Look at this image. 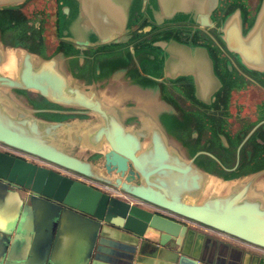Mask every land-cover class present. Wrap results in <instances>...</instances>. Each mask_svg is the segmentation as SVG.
Wrapping results in <instances>:
<instances>
[{"label":"water","instance_id":"1","mask_svg":"<svg viewBox=\"0 0 264 264\" xmlns=\"http://www.w3.org/2000/svg\"><path fill=\"white\" fill-rule=\"evenodd\" d=\"M29 1L0 0V11L14 13L9 12L10 20L0 14V65L5 50L19 54L16 77L0 74V89L8 90V95L0 93V145L125 197L112 196L3 151L0 185L86 218L95 238L87 264H264V193L254 188L264 182V167L225 178L197 165L196 156L186 152L179 139L186 112L167 106L153 91L161 76L176 82L193 75L197 77L196 90L205 96L213 94L212 87L220 86L213 77L215 64L208 44L193 42L200 36L191 35L194 39L189 40L187 35L168 38L158 34L165 25L183 21L214 41L208 31L215 26L213 16L219 0H154V9L147 17L150 29L145 33L133 29L138 26L133 22L137 0H71L76 3L70 8L76 21L70 19L69 27H59L57 37L73 47V55H79L73 62L67 52L56 50L45 55L30 35L24 45L4 43L2 35L14 25L13 17L20 18V23L24 20L21 26L26 23L28 28L41 22L16 13ZM240 15L237 8L224 18L221 40L245 69L263 73L264 0L245 33ZM90 51L99 55L94 56L99 61L92 69L83 57ZM91 70L94 74L88 75ZM140 75L150 80L139 85ZM110 80L122 83H115V88L130 87L132 97L110 94L99 87ZM27 93L81 117L56 119L64 116L61 111L33 107L35 104L23 97ZM102 95L117 101L128 115L121 118L118 108L105 104ZM134 98L141 103L147 98V108L122 102L132 103L129 101ZM263 123L245 137L238 152ZM73 149H77L76 154ZM209 177L237 184L226 196L202 199ZM3 199L0 190V201ZM187 223L262 254L212 239ZM220 246L226 248L225 253Z\"/></svg>","mask_w":264,"mask_h":264},{"label":"flooded vegetation","instance_id":"2","mask_svg":"<svg viewBox=\"0 0 264 264\" xmlns=\"http://www.w3.org/2000/svg\"><path fill=\"white\" fill-rule=\"evenodd\" d=\"M40 1L42 0H39L38 4H40ZM137 1L133 22L138 24V26L133 29L145 33L150 29L147 17L154 9V0ZM232 1L219 0L218 8L213 16L215 26L208 31L215 37L214 41L207 34L188 28L189 25L183 21L167 24L158 33L160 35H167L168 38L172 35L180 38L187 35L188 37L190 36L189 40L194 39L191 35L195 34L194 36L197 38L200 36V38L198 42L197 40H193V42L208 44L207 46L212 54L210 58L215 64L213 77L220 83L219 87L215 86L211 88L213 94L206 96L199 94L194 82L197 77L193 75L179 78L176 82H169L165 76L159 78L160 75H156L158 73L155 72L154 76L159 78V80H153L155 81L153 91H156L155 94L165 101L167 106H172L177 110L183 108L186 112L182 118L183 130L179 132V139L183 143L186 152L190 155L193 154L192 156H196L195 162L197 165L212 174L225 178L246 174L264 167V123L252 133L238 152V147L245 137L255 126L264 122V72L259 73L245 69L237 55L227 52L225 44L221 40L220 32L224 18L228 14L233 13L237 8L241 14L243 33L249 30L255 21L262 0ZM75 4L71 0H50L49 7L51 12H53V36L55 39L50 40L49 43L46 40L44 19H39L41 22L34 23V27L36 29L40 28L42 33H44L42 36L45 38V45L43 47L45 55H50L57 50L58 53L60 51L67 52L70 62L78 59L79 55L76 56L72 53L73 47L61 43L57 37V29L59 27H69L68 20L70 19L76 21L73 12L70 11V8H73ZM9 12V10H2L0 14ZM35 13L40 14L36 11ZM23 15L26 16V14ZM97 55L94 56L97 57ZM94 56L91 51L89 55L85 53L83 56L84 61L86 59L89 61L90 69L98 62ZM135 67L139 69L137 65ZM93 74L94 72L91 70L88 75ZM145 79L150 80L149 77L140 75L138 78L139 85L146 84L147 80ZM209 79L212 78L209 77ZM147 89L150 90L149 88ZM256 89L261 96L257 102H237L239 98L243 97L251 100V95H253ZM0 151L23 160H25V157H29L42 161L1 145ZM42 162L49 166L48 169L54 168L67 172L45 161ZM237 162L238 164L236 165ZM67 173L75 176L76 180L80 182L86 184L90 182L70 172ZM124 197L122 195L120 198Z\"/></svg>","mask_w":264,"mask_h":264},{"label":"crops","instance_id":"3","mask_svg":"<svg viewBox=\"0 0 264 264\" xmlns=\"http://www.w3.org/2000/svg\"><path fill=\"white\" fill-rule=\"evenodd\" d=\"M82 63V59H79ZM18 198L0 201V264H87L94 237L86 218L0 185ZM6 212L12 213L6 215ZM233 247L254 251L236 240L187 223ZM223 253L225 247H219Z\"/></svg>","mask_w":264,"mask_h":264},{"label":"rangeland","instance_id":"4","mask_svg":"<svg viewBox=\"0 0 264 264\" xmlns=\"http://www.w3.org/2000/svg\"><path fill=\"white\" fill-rule=\"evenodd\" d=\"M45 1H46V3H45ZM231 2H233V1L231 0ZM38 3H39V0H31L28 4H26L24 6V8H22L19 11H17L16 13L17 14H26V17H29L33 21L39 20V19H44V26H45V29H46V40H47V43H49L50 40L52 41V40L55 39L54 36H53V34H54L53 12H51V9L49 7L50 0H42V1H40V4H38ZM35 11L39 12L40 14H36ZM10 13H13V12H10ZM36 16H37V18H36ZM23 22H24V20H21V23H23ZM22 27L23 26H21V28L17 32L23 31ZM13 35H15V33ZM42 35H44V33H42ZM98 60H99V58H98ZM115 83L122 84L119 81L115 82V81L110 80L109 82H107V83H105L103 85H100L99 87L101 89L102 88L108 89V93H110V94L116 92V93H120L124 97H126V96L132 97V94H131L132 90H131L130 87L125 88V86L122 87L121 85H119V86H121V88H115ZM97 89H99V88H97ZM23 97L28 101L29 104H31V103L35 104L33 106L35 108H39L40 107V108L50 109V110H54V111H61L64 116L57 117L56 119L69 120V119H73V118H76V117L77 118L81 117V116H78V115H74V113H73L74 111L73 110H69V109H65L64 110V109H59L58 107H55V106H49L43 100L38 98V96L35 95V94H28L27 93L26 95H23ZM118 97H120V95ZM133 97H135V94H133ZM260 97H261L260 93L256 89V90H254L253 95H251V100H248L247 98L243 97V98H239L237 100V102L238 103H242V102L254 103V102H257ZM142 100H143V102H142L143 104L141 103L140 100H138V99L136 100L135 98L132 99V101H129V102H132V103L126 104L125 103V102H127L126 100H123L122 102H123L124 105H127V106H134V107H140V108H143V109L145 108L146 109L148 105L146 106L144 104L146 103V101H148V99L147 98H143ZM151 100L149 99V101H151ZM72 113H73V115H72ZM41 117L44 118V119H49V120L50 119H54V118H52L50 116H41ZM167 120H168L169 124L173 123V121L171 119L170 120L167 119ZM76 151H77V149L76 150H74V149L71 150V152L74 153V154H76ZM16 155H18V154H16ZM88 155H89V153H87L86 157H88ZM20 156H23V155H20ZM25 160L29 161L31 163H34L37 166H40V167H43V168H49V166L46 165L45 163H43L42 161L35 160V159L29 158V157H25ZM51 170H53V171H55V172H57V173H59V174H61L63 176H67L69 178H72V179L76 180L75 176H73V175H71V174H69L67 172H64V171H61V170H57V169H54V168H52ZM87 184L93 185L94 187L105 191V189H103V187H101V186H99V185H97L95 183L87 182ZM0 190L4 193V198L5 199L14 198V197L18 198V196L15 193L14 194H10V193L6 192L7 190L3 189L1 186H0ZM107 192L110 193V191H107ZM0 209L4 210L3 205L0 206ZM11 214L12 213L6 212V215H11ZM176 219H178V218H176Z\"/></svg>","mask_w":264,"mask_h":264},{"label":"bare ground","instance_id":"5","mask_svg":"<svg viewBox=\"0 0 264 264\" xmlns=\"http://www.w3.org/2000/svg\"><path fill=\"white\" fill-rule=\"evenodd\" d=\"M16 52L18 51L5 50L3 54L4 61L0 65V74L10 79H14L16 77V72H17V67H18V62H19V54ZM35 65H37V63H35ZM0 93H2L3 95H8V90L5 88H1ZM102 100L108 106H116V108H118L119 110V114L121 118H125L128 115V112L126 111V109L122 107H118L117 101L113 100L112 98L106 95H102ZM146 144H147V141H144L143 146L145 147ZM107 149L108 147L105 146L104 152H106ZM83 152H84V149H81L80 153H83ZM236 184H237L236 181L221 183L216 178L209 177L205 185L202 199H206L211 195L226 196ZM254 188L256 192L264 193V182H260L256 184Z\"/></svg>","mask_w":264,"mask_h":264},{"label":"trees","instance_id":"6","mask_svg":"<svg viewBox=\"0 0 264 264\" xmlns=\"http://www.w3.org/2000/svg\"><path fill=\"white\" fill-rule=\"evenodd\" d=\"M2 14H6L10 20V13H2ZM14 15V13H13ZM15 20L14 25H11L12 27L7 29L8 32H6L5 34L2 35V39L4 41L5 44L11 45V46H18V45H24L23 41L28 39L29 35L31 37V39L34 41L35 45H37L38 47H44L45 45V39L43 36H41L42 34V30H40V28L36 29L34 28H28L26 23L23 25V31L21 32H17L19 31V29L21 28V23L18 21V17H13ZM3 22H0V24ZM15 33V35H13ZM98 60V58L96 59ZM99 61V60H98Z\"/></svg>","mask_w":264,"mask_h":264},{"label":"built area","instance_id":"7","mask_svg":"<svg viewBox=\"0 0 264 264\" xmlns=\"http://www.w3.org/2000/svg\"><path fill=\"white\" fill-rule=\"evenodd\" d=\"M103 189H105L106 192L107 191H110V193L109 192H107V193L110 194V195H112V196H117V197L120 196L121 197V194L119 192L115 191V190L106 189V188H103ZM220 236H223V235H220ZM223 237H226V236H223Z\"/></svg>","mask_w":264,"mask_h":264}]
</instances>
